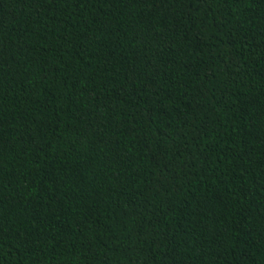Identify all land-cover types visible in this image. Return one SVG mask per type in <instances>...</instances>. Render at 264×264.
Returning <instances> with one entry per match:
<instances>
[{
	"label": "trees",
	"instance_id": "16d2710c",
	"mask_svg": "<svg viewBox=\"0 0 264 264\" xmlns=\"http://www.w3.org/2000/svg\"><path fill=\"white\" fill-rule=\"evenodd\" d=\"M0 264H264V0H0Z\"/></svg>",
	"mask_w": 264,
	"mask_h": 264
}]
</instances>
